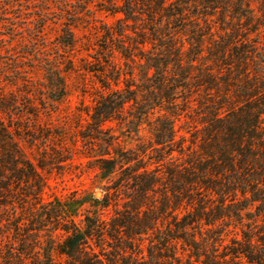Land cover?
Returning <instances> with one entry per match:
<instances>
[{"label": "rangeland", "instance_id": "obj_1", "mask_svg": "<svg viewBox=\"0 0 264 264\" xmlns=\"http://www.w3.org/2000/svg\"><path fill=\"white\" fill-rule=\"evenodd\" d=\"M116 2L119 6L124 4V0ZM103 3L105 0H0V117L24 159L39 174L36 184L30 185L26 177L18 179L16 176L10 184L12 201L8 206L12 216L7 232L9 237H3L4 243L10 240L16 248H21L20 239L27 237L32 241L34 239L28 234L39 235L40 232V241L29 244L30 248L26 250V264L36 263V252L42 254L47 247L46 238L53 231L54 223L44 221L41 231L31 229L42 224L37 221L45 220L42 213L52 211L57 200H68L74 194L87 197L89 202L84 211H92L93 201L103 200L106 186H110V193L114 192L128 165L119 167L110 181L102 179L97 163L101 155L106 158H118L121 153L128 155L135 158L130 167H138L139 159L144 157L148 168L154 169L155 160H149V157L171 149L178 164H185L194 156L204 158L209 176L215 168L214 161H222L224 165L235 162L239 159L234 149L240 144L244 146L243 140L239 143L237 139L242 137L239 130L232 134L234 144L231 139L224 140L218 128H211L209 120L222 125L223 120H215L218 115L224 117L230 110L247 104L236 94V87L246 85L245 71L251 65L238 66V57L242 50L250 49L249 58L256 60V53L264 50V0H243L242 4L236 1L234 11L230 12L217 9L211 16H206L208 27L204 24L205 16L198 10L194 13L200 15L199 27L190 22L167 27L165 16H149L144 6L137 5L135 9L141 20H126L122 12L107 10ZM64 23H71L74 39L71 45L63 42ZM168 31L176 33L185 43L183 56L197 57L195 65L209 64L214 69L215 73L209 77L212 84L210 86L203 79L202 84L196 86L197 83L187 78V87L162 89L161 95L167 96L164 98L167 101L161 107L156 106L155 112L144 113L145 101L157 105L160 91L144 88L146 84H143L139 65L146 62L144 53L150 56L148 51L153 52L154 45L160 43L154 38ZM143 39L147 52H143L137 43ZM215 39L227 46L226 49L232 48L231 54L227 52L218 65L211 54L216 46ZM170 44L179 46L180 42ZM202 56L204 58H200ZM170 65L173 67L175 61ZM58 70L60 75L55 72ZM131 70L134 79L130 76ZM173 70L178 72L176 68ZM186 70L196 75L205 73L195 67ZM63 84L64 94L58 97L59 86ZM116 92V96L110 94ZM101 95H110L114 100L119 95L118 99L125 102H120V111L105 121H100L98 116L102 111V106L97 107ZM168 121L172 123L169 125ZM165 124H168V130H164ZM158 130L162 131L159 138H170V141L157 144ZM219 145L226 146L221 152L224 155L221 161L220 157L209 156L218 154ZM191 147H195L194 153L190 152ZM234 152L235 155L230 157ZM158 173L160 184L156 195L165 192L168 185V210L176 207L177 213L182 215L188 201L185 193L188 172L175 171L174 177L179 181L176 204L169 191L168 163ZM13 175L20 177L16 171ZM238 194L241 196L239 191ZM109 203L107 217L114 215L115 196H110ZM241 205L246 206L247 202H240L238 206ZM248 211L252 214L247 215ZM253 212L255 208L250 207L241 211L242 222L234 221L230 226L232 230L235 226L238 234L229 233L226 243L231 244L232 237L242 239ZM258 222L264 229V213ZM142 243L145 247L148 242ZM5 251L2 243L0 264H4ZM66 259L64 255H54L56 264H65ZM239 261L248 264L244 258Z\"/></svg>", "mask_w": 264, "mask_h": 264}, {"label": "trees", "instance_id": "obj_2", "mask_svg": "<svg viewBox=\"0 0 264 264\" xmlns=\"http://www.w3.org/2000/svg\"><path fill=\"white\" fill-rule=\"evenodd\" d=\"M236 1L240 4L243 2V0H124V4L119 6L116 0H105L103 4L107 10L122 12L126 20H141L135 9L137 5H141V8L144 6L149 16L155 14L165 16L167 27H170V24L178 27L189 22L199 27L200 15L194 13L198 10L205 16L204 24L208 27L209 22L206 16H211L220 8L227 12L234 11L233 6ZM192 7L193 11H191ZM42 15L45 16V14ZM62 30L63 42L67 45L73 44L71 23H64ZM133 32L141 35L136 29H133ZM154 40H159L160 43L154 45L153 52L148 51L150 56L144 53L146 62L139 65L143 84H146L144 88L160 91L157 105L145 101L143 106L147 108L143 112L148 114L155 112L156 106L161 107V104L167 101L164 98L168 97L161 95L162 89L187 87V78L197 83L196 86L202 84L203 79L211 86L212 81L209 77L215 73L209 64L200 67L195 65L197 57L183 56L185 43L177 37L176 33L171 31L161 33ZM173 41L180 42V45L170 44ZM213 42L216 46L214 45L211 54L213 62L218 65L219 59L226 57L227 52L231 54L232 48L226 49L227 46L219 44L216 39ZM137 43L142 46L140 48L143 52H147L145 39ZM164 44L166 46L162 49ZM249 52H251L250 49L242 50L238 57V63H240L238 66L251 65V68L245 71L248 81L246 85L238 84L236 87V94L247 104L230 110L224 117L218 115L215 120H223L222 125L209 120L211 128H218L225 137L224 140L231 139L232 143L235 142L234 144L236 141L232 134L239 130L238 133L244 138L237 137L239 143L243 140L244 146L241 147L240 144L237 149H234L239 160L221 164L224 156L221 152L229 145H219L218 154H209V156L213 159L220 157L221 162H213L215 168L209 173L213 176H208L204 167V158L194 156L185 164H178L171 155V149L155 157H149V160L152 158L155 160L154 169L148 168V162L144 161V157L139 159L138 167H130V163L135 158L128 155L121 153L118 158H106L101 155L97 163L102 179L110 181L119 167L128 165L125 171L123 170L115 188L113 187L114 192L110 193L108 191L110 186H106L103 200L95 199L92 211L90 209L84 211L85 204L89 202L87 197H79L76 194L68 200H57L52 211L45 210L42 213V216H46L45 220L37 221L42 224L35 225L31 230L41 231L40 227L45 226L43 222L47 221L54 223L53 231L46 238L47 247L44 248V253L36 252L34 260L36 263L33 264H56L55 254L66 256L65 264H241L238 260L243 258L248 264H264V229L258 222L259 216L264 213V50L256 53L258 57L256 60L249 58ZM172 55H174L173 59ZM129 58L134 60L132 57ZM172 61H175L173 67L170 65ZM187 67L205 70V73L200 75L187 73ZM174 68L178 72L173 70ZM151 70H153L152 73H150ZM55 72L60 75L59 70ZM130 76L132 79L135 78L133 70L130 71ZM247 85H250L251 89ZM64 90V84L59 86L58 97L64 94ZM110 94L116 96L117 92ZM118 97L120 96H117V100L112 99L110 95L99 97L97 107L102 106V111L98 114L100 121L108 120L120 111V102H125L120 101ZM167 123L170 125L172 121ZM163 127L164 130L169 129L168 124ZM160 130H158V137L156 136L157 144L169 142L170 138L167 140L159 138L162 136ZM254 137L257 138L256 141ZM258 143L261 148L257 145ZM0 151L2 152L0 157V246L3 243L6 247L2 261L4 264H26V250L30 248L29 244L40 241V232L39 235L28 234L34 239L32 241L27 237L20 239L21 248H16L10 240L4 243L3 237H9L8 227L12 216L11 207L8 206L12 201L10 184L14 176L18 179L26 177L28 184H36L39 174L32 164L24 159L1 117ZM190 152L194 153L195 147H191ZM234 155L235 152L230 157ZM166 163H168L169 191L174 196L175 204L179 201V191H177L179 181L174 177L175 171L188 172V188L185 190L188 201L182 215L177 213L176 207H170L172 210H168L169 206L166 202L169 195L168 185L165 186V192L156 195L160 184L158 172ZM18 165L20 167L17 169ZM15 171L20 177L13 175ZM112 195L115 196L116 208L114 215L107 217L109 212L106 213V209L110 205L109 198ZM243 201H246L247 205L239 207V203ZM249 207L255 208V212L251 215L250 222L246 224L247 231H243L242 239L232 237L231 244L226 243L225 238L229 233L238 234L235 226H233L234 230L230 229L231 224H234V221L241 223L243 218L241 211ZM31 212L34 213V211ZM246 214L249 215L252 212L248 211ZM56 240L59 241L56 242ZM146 240L148 243L143 247L142 242Z\"/></svg>", "mask_w": 264, "mask_h": 264}]
</instances>
